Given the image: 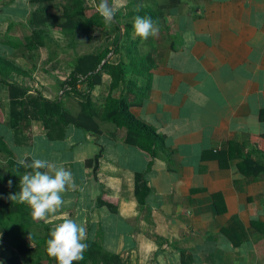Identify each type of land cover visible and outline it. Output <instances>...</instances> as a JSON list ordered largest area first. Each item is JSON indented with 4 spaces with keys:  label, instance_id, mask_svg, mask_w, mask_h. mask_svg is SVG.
<instances>
[{
    "label": "crops",
    "instance_id": "0c3cea01",
    "mask_svg": "<svg viewBox=\"0 0 264 264\" xmlns=\"http://www.w3.org/2000/svg\"><path fill=\"white\" fill-rule=\"evenodd\" d=\"M132 1L124 0L116 13L125 15ZM5 2L0 0V56L27 74L10 72L6 79L27 87L24 81L38 69L37 53L34 66L16 61L29 52L10 41L24 42L31 29L27 15L37 4ZM164 14L167 28L145 42L152 61L146 89L139 103L128 107L155 130L159 147L153 155L126 144L124 129L103 120L96 136L69 124L60 138L49 139L33 119L22 130L9 129L6 91L2 97L0 86V128L6 127L0 134L7 148L18 160L63 166L75 183L61 194L64 203L56 213L35 220L34 231L41 235L42 225L53 229L65 218L74 219L86 228L85 239L124 254L128 264L149 259L178 264L180 251L189 264H264V172L244 175L238 168L245 155L264 165L258 152L264 150V0H179ZM116 32L120 28L108 26L98 35L111 40ZM104 83L107 87L106 74L90 91L97 105L107 88L98 96L93 91ZM119 92L115 88L111 95ZM71 96L61 99L73 113L77 99L70 102ZM135 172L149 187L140 210L133 194ZM98 196L115 211L97 205ZM0 264L28 263L0 238Z\"/></svg>",
    "mask_w": 264,
    "mask_h": 264
},
{
    "label": "trees",
    "instance_id": "16d2710c",
    "mask_svg": "<svg viewBox=\"0 0 264 264\" xmlns=\"http://www.w3.org/2000/svg\"><path fill=\"white\" fill-rule=\"evenodd\" d=\"M28 1L37 4L26 18V23L31 29L27 35L23 36V43L17 39L10 41L15 48L23 46L29 52L26 57L22 52L26 60L30 52L33 55L37 48L47 46V43L51 41L45 26H50L71 37L78 33L86 39L90 38L91 28L102 33L111 26L114 29L120 28V34L119 37L117 32L113 35L110 40L111 47H102L72 56L67 76L55 83L54 88L53 86L50 88L53 90L52 98L43 96L39 90L29 92L27 87L8 81L6 77L12 71L26 73L10 59L0 56V86L5 87L7 98L6 126L9 129L22 130L28 126L30 120H38L45 130L46 137L52 139L60 138L63 135V129L69 124L96 136L100 132L98 121L103 120L124 129L123 141L126 144L136 146L150 155L155 154L159 147L155 139L157 138L155 130L136 118L128 109L130 105L139 103L146 89L148 70L152 66L148 53L137 52L139 42L131 36L132 22L137 15L149 16L159 26L164 12L176 7L179 0H163L164 3L154 1V5L146 4L142 7L134 6L132 1L127 10L128 15L116 13L114 22L110 24H106L96 11L95 5L99 0H93L92 7L84 6L83 0H61L58 3L57 0ZM70 45L74 47L76 42L71 40ZM109 52L118 57L112 64L106 59ZM31 65L34 66V61ZM102 74L108 77L107 93L103 103L97 105L92 100L90 91L101 83ZM81 84L83 89L79 90L77 86ZM64 86L68 88L64 89ZM118 87L119 94L116 97L112 96V90ZM59 90H62L60 94L57 93ZM63 94H72L77 98L75 112L71 113L64 108L61 101ZM2 122L3 108L0 102V123ZM258 152L264 158V150ZM0 154H5L4 165L2 164V167L0 165V238L28 264H45V262L56 264L55 259L49 257L46 252V241L50 238L51 229L42 225L43 234L40 235L38 231H34L35 220L31 217L30 206L8 199L10 194L19 191V175L31 169L21 167L17 163L18 159H15L7 148L1 134ZM23 159L29 163L32 160L29 157ZM238 168L244 175L256 176L264 172V165L248 155L240 160ZM9 180L13 182L11 187L7 183ZM148 192L149 187L143 179V174L135 172L133 194L138 210L144 206V199ZM96 203L97 205L105 204L111 212L115 211V206L106 202V199L101 196L97 197ZM83 242L88 244V248L83 253V259L74 261L73 264H128L126 259L118 253L103 249L99 241L85 239ZM184 253L180 251L178 264H189L190 258Z\"/></svg>",
    "mask_w": 264,
    "mask_h": 264
},
{
    "label": "clouds",
    "instance_id": "9594fccd",
    "mask_svg": "<svg viewBox=\"0 0 264 264\" xmlns=\"http://www.w3.org/2000/svg\"><path fill=\"white\" fill-rule=\"evenodd\" d=\"M95 7L103 21L110 24L114 22L116 12L125 7V3L124 0H99ZM132 29L133 36L141 40L159 33L157 22L149 16H135ZM17 163L31 171L19 175V191L10 194L8 199L30 206L33 220H45L63 205L61 194L68 187H75L72 173L45 159L33 158L30 163L20 159ZM7 183L11 187L13 182L9 180ZM86 235L84 226L74 219L65 218L49 232L50 238L46 241L47 255L54 258L56 264H73L74 261L82 260L83 253L88 248V244L83 242Z\"/></svg>",
    "mask_w": 264,
    "mask_h": 264
},
{
    "label": "rangeland",
    "instance_id": "374dc122",
    "mask_svg": "<svg viewBox=\"0 0 264 264\" xmlns=\"http://www.w3.org/2000/svg\"><path fill=\"white\" fill-rule=\"evenodd\" d=\"M3 1L5 2L6 0H3ZM156 1L158 2L159 0H156ZM164 1H163V3H164ZM58 2H61V0H57V3ZM146 2H148V1L144 2L143 0H139V2H137V6H141V7L145 6ZM86 3H89V5H87ZM133 4H136L135 0H134ZM83 5L92 7L93 6L92 0H83ZM149 5H154L153 0H151L149 2ZM134 6H136V5H134ZM123 12H124V10H123ZM124 14L126 15L127 11L124 12ZM164 15H163V17H165ZM125 18L128 19L127 17H125ZM132 24H133V22H132ZM158 27H159V30H163V29L167 28L166 24H164V22H161V20H160V24ZM47 29L49 31L48 35H49V38L51 41H49V43H47V46L39 47L37 50H35L37 53V56H36L37 61H36V58H35V61H36V64L39 63L38 69L36 72H34L32 78H30V80L24 81V84L29 85V86H27V88L29 89V92H32L34 90H39V92L41 94H44L49 98V95L47 94L44 87H47V88L49 87L48 88L49 91H53L52 89H50V88H52V84L54 85L55 83L59 82L60 80H63L67 76V74L70 70L69 62L71 61L72 56H74L76 54H81L84 52H89V51L91 52V51H94L96 49H101L102 47H111V44H110V39H107L105 34L104 35L103 34L98 35V32H96V30L94 28L90 29V38L89 39H86L85 37H83V35H80L78 33L73 34L72 37L68 36V35H64L61 32H59L58 30L51 28L50 26H48ZM132 32H133V30H132ZM131 36L133 38L137 39L139 42V43H137V52L139 51V53H142V54L147 53L144 50V47H147L145 45V42H146V44L148 43V45H149V43L151 41V37H149L147 40H141L139 37H134L133 34H131ZM158 36H159V33H158V35H156V37L155 36L154 37L158 38ZM118 37H119V33H118ZM71 40L74 42H78V43H76V46L72 47V45H67V43L71 42ZM155 40H157V39H155ZM177 40H178V36H173V41L177 43L178 42ZM9 56H11V55H9ZM11 57L14 59V56H11ZM16 57H15L16 61H21V60L24 61L25 60L24 62H26L30 66H31V63L34 61V58H33V55L31 52H30L29 58H27L28 60L23 59L20 56H16ZM106 59L108 60V63L112 64L113 62L117 61L118 57L116 54L109 52L106 55ZM28 65H26L27 69H29ZM67 67H69V70ZM12 73H15V72L12 71ZM17 74H19L20 76H24V77L27 76V74H23V73H17ZM14 79H20V78H18V76L17 77L14 76ZM45 84H46V86H45ZM77 87L79 90L83 89L82 84L78 85ZM106 88H107L106 83H104L102 86L100 85L98 87V90H95L93 92L96 93V95L98 96V95H100V93L103 94V92L106 91ZM5 91H6L5 87H3V89L1 90V93H3L2 97L5 96L4 95ZM57 93H59V92H57ZM64 95L65 94H63L62 96H64ZM75 98L76 97L72 95L71 96L72 100L71 101L68 100V101L75 103L76 102ZM61 101L63 103V99ZM66 104L70 105V103H66ZM6 109H7V106L5 107V111H6ZM5 128H6L5 126H4V128H0L1 129L0 131L5 130ZM83 133H85V132H83ZM10 152L12 153L14 158L17 159V157L15 155L16 153L11 149H10ZM4 157H5V154H0V161H1L0 165H1V167H2V164L4 165V163H3ZM122 257H124V254ZM150 261L151 260L149 259L147 264H152V263H150Z\"/></svg>",
    "mask_w": 264,
    "mask_h": 264
},
{
    "label": "built area",
    "instance_id": "2783aa9c",
    "mask_svg": "<svg viewBox=\"0 0 264 264\" xmlns=\"http://www.w3.org/2000/svg\"><path fill=\"white\" fill-rule=\"evenodd\" d=\"M68 87L67 86H64V89H67ZM62 92V90H59V94Z\"/></svg>",
    "mask_w": 264,
    "mask_h": 264
}]
</instances>
